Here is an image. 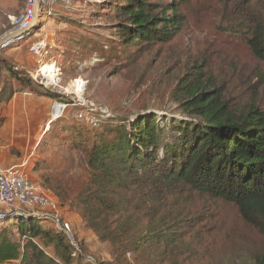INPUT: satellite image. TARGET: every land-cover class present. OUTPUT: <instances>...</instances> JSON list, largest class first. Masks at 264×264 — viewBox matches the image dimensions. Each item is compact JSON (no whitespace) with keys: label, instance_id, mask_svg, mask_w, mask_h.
Returning a JSON list of instances; mask_svg holds the SVG:
<instances>
[{"label":"trees","instance_id":"16d2710c","mask_svg":"<svg viewBox=\"0 0 264 264\" xmlns=\"http://www.w3.org/2000/svg\"><path fill=\"white\" fill-rule=\"evenodd\" d=\"M232 2L245 8L251 34L247 44L264 62V0ZM179 8L175 2L122 1L115 9L123 18L117 28L121 42L125 47L169 44L183 30ZM198 67L177 81L182 119L161 126L151 113L121 125L101 122V130L73 125L79 134L72 141L76 156L56 174L51 164L43 178V187L62 207L79 212L85 227L110 246L111 258L120 264L129 254L136 255L137 264H192V254H202L207 242L205 234L196 232L204 219L195 209L200 200L234 204L244 223L264 239V108L256 98L261 87L264 93V77L259 75L247 89L245 94L254 90L249 100L234 104ZM15 72L20 90L52 95L37 89L40 85L27 73L20 77ZM29 224L24 228L20 223L18 235L7 227L0 232V264L86 259L85 251L74 256L64 234L32 220ZM40 243L52 246L54 255ZM250 264H264V250L252 255Z\"/></svg>","mask_w":264,"mask_h":264},{"label":"rangeland","instance_id":"374dc122","mask_svg":"<svg viewBox=\"0 0 264 264\" xmlns=\"http://www.w3.org/2000/svg\"><path fill=\"white\" fill-rule=\"evenodd\" d=\"M122 1L49 0L45 10L52 11V15L41 16L31 33L25 35L24 41L14 42L5 48L12 50L23 43L31 51L33 40L45 38L50 42L49 58L56 60L54 63L62 68L61 81L47 89L41 85L36 88L56 96L63 94L66 96L63 99L72 101L76 91L73 81L81 79L86 85L82 97L93 104L94 114L98 116L78 120L76 109L69 106L64 118L47 127V131L52 127V132L47 139L50 143L46 152L52 155L47 156L46 165L39 163L42 172L34 176L29 172L34 165L33 159L24 169L29 178L42 188L43 178L51 164V172L56 174L63 164L76 156L72 152V141L79 134L72 130L73 125L101 130L100 122H104V126L121 125L136 114L152 112L157 115L161 126L167 124L169 127L172 118L184 117L178 111L177 81L191 75L195 65L200 66L197 71L203 68V72L221 86L227 98H233L234 104L249 100L254 90L249 89L245 94L247 89L253 86L259 75L264 77V62L253 55L247 44L251 34L247 27L250 23L243 18L245 8H238L232 0H146L165 5L175 2L183 18V30L175 40L153 47L141 44L125 47L121 42L117 28L123 18H119L115 9ZM27 5L28 0H0V38L13 32L15 20ZM38 68L37 65L31 72L36 81L41 82L35 73ZM55 69L57 71L56 66ZM259 91L257 104L264 108L263 88ZM103 111L107 113L104 118L99 116ZM70 198L73 200V195ZM195 209L204 216L203 224L196 232L205 234L207 242L205 250L200 251L202 254H192V264H250L252 255L264 250V239L244 223L234 204L206 199L197 201ZM1 210L7 211L6 208ZM59 218L63 216L59 215ZM30 221L26 218L22 221L12 219L6 222L11 228L6 229L18 235V225L21 223L28 228ZM37 223L53 234L61 233L54 223L43 225L34 221V225ZM68 223L86 253V259L72 264H120L111 258L108 244L99 243L94 234L80 238V233H76ZM81 229L89 231L86 227ZM22 241L25 242L26 238L22 237ZM39 245L47 254L54 255L52 246ZM135 259V254H129L123 264H137Z\"/></svg>","mask_w":264,"mask_h":264},{"label":"crops","instance_id":"0c3cea01","mask_svg":"<svg viewBox=\"0 0 264 264\" xmlns=\"http://www.w3.org/2000/svg\"><path fill=\"white\" fill-rule=\"evenodd\" d=\"M39 39L40 37L33 41ZM8 50L0 51V163L10 167L31 162L30 159H33L34 165L30 167L29 172L34 176L35 173L42 172L39 163L47 162V156L52 155L47 154L46 150L49 148L47 144L50 143L47 139L52 132V127L47 131V126L53 104L55 101L66 99L60 95L47 96L27 89L20 90L21 87L12 76V71L16 73L15 68L19 67V76L25 77L26 73L36 69L38 59L23 43ZM61 215L63 220L71 223L76 233H80V238L94 234L91 230L84 232L81 229L85 226L79 212L64 207L61 208ZM9 224H5V227L11 228ZM93 236L96 237L95 234ZM96 239L98 240L97 237Z\"/></svg>","mask_w":264,"mask_h":264},{"label":"built area","instance_id":"2783aa9c","mask_svg":"<svg viewBox=\"0 0 264 264\" xmlns=\"http://www.w3.org/2000/svg\"><path fill=\"white\" fill-rule=\"evenodd\" d=\"M48 1L49 0H28V5L24 12L15 20L13 32H25L29 28L32 30L38 24L41 16L50 15L52 11L45 10L46 5L49 3ZM36 19L38 20L37 23H35ZM27 33H24L20 39L14 42L23 41ZM49 49L50 43L43 37L34 42L30 49L38 59L37 64L39 70L35 73L42 81L37 82L33 72L27 73L36 84L43 86L45 89H47L48 86L58 85L61 81L60 77L62 73L61 68L53 73V77H51L48 72L43 71L44 67L52 65V62L56 61L49 58ZM15 70L18 71L19 69L16 67ZM79 84L82 87L81 92H78ZM73 87L76 89L74 94L75 97H72L73 100L71 101L70 99V102L59 100L54 103L52 115L48 123H51L53 118L56 117L54 113L58 110L62 111L63 114V117L60 119L64 118L65 111L69 106L76 109L75 116L79 117L78 120L87 119L88 116L92 119L98 117L94 114L96 110L93 104L82 97L86 90L84 81L81 79H74ZM60 96L66 97L63 94ZM105 114L107 113L103 111L99 113V116L104 118ZM113 117L112 115L111 119ZM27 164V162H24L20 165L6 167L0 163V232L5 228L6 222L12 219L22 220L26 218L27 220L38 221L43 225L54 223L74 247V256L81 255L83 253L82 247L75 239L70 224L59 218V215H61V205L58 199L52 193L42 188L40 184H36L29 178L24 171ZM2 208H6L7 211H2ZM15 213L19 214V216L15 215Z\"/></svg>","mask_w":264,"mask_h":264},{"label":"water","instance_id":"95a60500","mask_svg":"<svg viewBox=\"0 0 264 264\" xmlns=\"http://www.w3.org/2000/svg\"><path fill=\"white\" fill-rule=\"evenodd\" d=\"M31 33V30L30 28L27 29L25 32H13V33H10V34H7L5 35L4 37L0 38V51L7 48L8 46L12 45L14 43L15 40H18L20 39L21 36H23L24 33ZM29 36V35H28ZM27 36V37H28ZM26 39L23 38V41ZM22 42V41H21ZM152 112H147V113H140V114H136L135 116L133 117H130L128 118L129 120H134L136 119L138 116H145V115H149L151 114ZM15 215L19 216V214H16Z\"/></svg>","mask_w":264,"mask_h":264},{"label":"bare ground","instance_id":"6f19581e","mask_svg":"<svg viewBox=\"0 0 264 264\" xmlns=\"http://www.w3.org/2000/svg\"><path fill=\"white\" fill-rule=\"evenodd\" d=\"M37 22H38V20L36 19V20H35V23H37ZM52 63H53L52 65H47V66L44 67V69H43V71L48 72V73L50 74L51 77H53V73L56 72L55 66H56V68H57V71L61 69L60 67H58V66L56 65V63H54V62H52ZM49 71H51L52 73H50ZM53 71H55V72H53ZM51 74H52V75H51ZM80 87H81V86H80ZM80 87H79V88H80ZM81 88H82V87H81ZM78 90H79V89H78ZM79 92H81V91L79 90ZM56 111H57V110H56ZM54 115H55L56 117L53 118L52 122L49 123L47 127L53 125L54 122H55L56 120L60 119V118L62 117V112H61L60 110H58L57 112L54 113Z\"/></svg>","mask_w":264,"mask_h":264}]
</instances>
